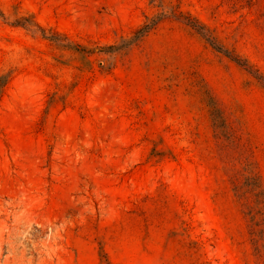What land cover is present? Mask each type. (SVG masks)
Returning <instances> with one entry per match:
<instances>
[{"label": "rangeland", "instance_id": "1", "mask_svg": "<svg viewBox=\"0 0 264 264\" xmlns=\"http://www.w3.org/2000/svg\"><path fill=\"white\" fill-rule=\"evenodd\" d=\"M0 264H264V0H0Z\"/></svg>", "mask_w": 264, "mask_h": 264}]
</instances>
